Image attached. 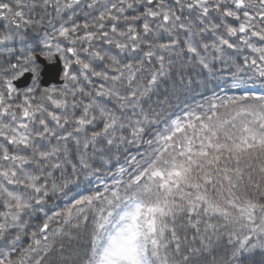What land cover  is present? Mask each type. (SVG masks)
<instances>
[{
  "label": "snow or ice",
  "instance_id": "1",
  "mask_svg": "<svg viewBox=\"0 0 264 264\" xmlns=\"http://www.w3.org/2000/svg\"><path fill=\"white\" fill-rule=\"evenodd\" d=\"M0 264H264V0H0Z\"/></svg>",
  "mask_w": 264,
  "mask_h": 264
},
{
  "label": "flooded vegetation",
  "instance_id": "2",
  "mask_svg": "<svg viewBox=\"0 0 264 264\" xmlns=\"http://www.w3.org/2000/svg\"><path fill=\"white\" fill-rule=\"evenodd\" d=\"M61 65L59 63L48 65L46 72L44 73V86H48L50 82H56L58 79V73L60 71ZM30 83V80L25 78L21 81V86Z\"/></svg>",
  "mask_w": 264,
  "mask_h": 264
}]
</instances>
